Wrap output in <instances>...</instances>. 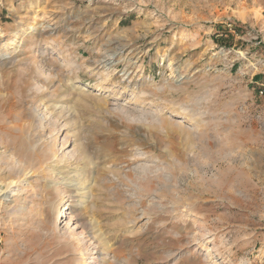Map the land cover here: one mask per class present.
<instances>
[{"label": "rangeland", "instance_id": "rangeland-1", "mask_svg": "<svg viewBox=\"0 0 264 264\" xmlns=\"http://www.w3.org/2000/svg\"><path fill=\"white\" fill-rule=\"evenodd\" d=\"M0 264H264V0H0Z\"/></svg>", "mask_w": 264, "mask_h": 264}, {"label": "bare ground", "instance_id": "bare-ground-1", "mask_svg": "<svg viewBox=\"0 0 264 264\" xmlns=\"http://www.w3.org/2000/svg\"><path fill=\"white\" fill-rule=\"evenodd\" d=\"M110 58V56H108V58L107 59H109ZM54 105V104H53ZM47 107H49V106H46L45 105V103H43L42 105H38L37 107H35V109H34V117H35V119H36V121H37V123H39L40 124V126H41V128H43V127H45V124L47 123H50V122H48V118L49 117H47L46 115H45V112H46V110L48 109ZM54 107L55 108H60L61 106H57L56 104L54 105ZM58 111H59V109H58ZM52 112V111H51ZM57 115H59V113L57 114ZM60 117V116H59ZM55 119V118H54ZM53 121V120H52ZM57 121V120H56ZM52 123V122H51ZM55 123V122H54ZM53 123V130H57L56 128H57V124H54ZM58 132V131H57ZM55 134V133H54ZM54 134H50V135H48V136H46V138L44 137V138H42V135L43 134H41V135H39V137H38V139H37V144L38 143H43L44 141H45V143H44V145H47V146H49V147H52V145H53V143H54V137H53V135ZM18 167V166H17ZM22 168V167H21ZM59 169V168H58ZM50 170H53V169H50ZM54 172H56L59 176L57 177V179L53 182L54 184H58V183H60L62 180L60 179L62 176H60V174L62 173L61 171H56V170H53L51 173H54ZM56 175V174H55ZM54 175V176H55ZM73 175V174H72ZM68 180H69V184L68 185H71L72 184V182L74 181L75 182V187H74V191L76 190L78 193H79V196L80 197H82V196H84V195H86V193H87V187H86V185H84L83 183H81L80 182V177H79V174H74L73 176H71L70 175V177L68 178ZM16 182H18V181H16L15 179H10L9 180V182L7 183V190H4L2 193H1V195H3L4 197L5 196H7V191L8 190H10V188L16 183ZM86 189V190H85ZM65 216V212L64 211H62L61 212V214H60V216L59 217H62V216ZM92 229H93V233L95 234L94 235V237L95 238H97L98 240H100V238H101V236H102V232L99 230V228H97V227H95V226H93V224H92Z\"/></svg>", "mask_w": 264, "mask_h": 264}]
</instances>
